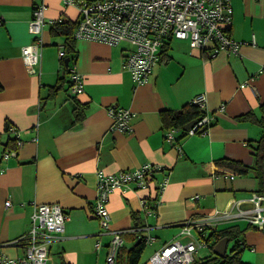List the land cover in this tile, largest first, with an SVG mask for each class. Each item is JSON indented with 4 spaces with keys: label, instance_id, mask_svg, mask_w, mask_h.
I'll use <instances>...</instances> for the list:
<instances>
[{
    "label": "crops",
    "instance_id": "obj_1",
    "mask_svg": "<svg viewBox=\"0 0 264 264\" xmlns=\"http://www.w3.org/2000/svg\"><path fill=\"white\" fill-rule=\"evenodd\" d=\"M231 1L233 18L227 32L244 42L239 53L208 56L188 40L173 38L148 82L137 84L125 66L128 42L110 45L78 38L75 59L67 66L69 55L60 58L65 37L52 34V21L77 22V4L0 0V134L4 143L16 141V133L6 131L7 125H14L23 140L16 155L0 157V253L22 256L24 248L11 242L30 231L35 205L59 203L67 220L62 237L49 245V264H106L111 234L103 231L94 214L99 170L117 173L147 163L159 167L153 178L157 187L132 184L110 195L111 228L123 231L126 248L139 236L137 224L151 226L149 232L157 238L151 246L157 244L158 250L171 240H184L183 225L192 218L252 209L250 199L259 192L253 172L238 173L220 161L252 165V145L264 135V126L241 118L248 112L259 118L264 114V0ZM42 2V55L32 74L22 50L35 41L29 24L36 4ZM73 64L84 84L76 96L69 92ZM203 93L208 129L182 137L178 128L165 127L164 110H179ZM113 106L133 111L131 132L111 130L108 109ZM149 195L156 197L150 201L155 214L143 208L142 200ZM230 225L245 229L240 234L245 242L243 263L264 264V230L240 218L221 222L218 229ZM231 245L229 241L227 252ZM215 246L207 247L214 252Z\"/></svg>",
    "mask_w": 264,
    "mask_h": 264
},
{
    "label": "built area",
    "instance_id": "obj_2",
    "mask_svg": "<svg viewBox=\"0 0 264 264\" xmlns=\"http://www.w3.org/2000/svg\"><path fill=\"white\" fill-rule=\"evenodd\" d=\"M77 4L80 18L77 21L74 37L89 40H99L110 45L128 42L131 46L125 58V66L131 72L137 84L148 82L154 67L161 58L164 45L171 39H186L191 47L210 55L220 52L239 53L243 41L233 39L227 32L232 23L233 7L231 0H66ZM45 3L36 4L34 17L29 29L35 36L34 43L24 46L22 56L30 72L34 74L41 60L42 32L45 25ZM0 18V23H1ZM56 20L52 21V23ZM64 45L61 47L60 58L66 57ZM261 71H264V64ZM72 83L69 92L73 96L84 91L83 76L75 64L70 68ZM254 77L250 78L253 79ZM249 82L244 83L245 87ZM200 107H205L207 96L199 94L191 101ZM113 118L111 130L121 132L132 131L134 113L129 108L113 106L108 109ZM209 118L203 117L189 131L208 129ZM10 130L16 133V148L4 153V158L17 154V148L23 144L20 131L10 125ZM170 139L174 132H170ZM158 166L147 163L137 169L121 170L117 173L98 172L97 198L94 214L103 231L111 234L106 246V264H117L118 256L125 247L123 231L111 228V214L108 209L110 195L118 188L136 185L138 188H155L153 178ZM164 181L161 184L163 189ZM196 200L200 197L196 196ZM252 209L241 210L239 214L217 211L216 214L197 216L183 225L184 240H171L160 249L155 250L146 264H194L200 249L208 246V236L219 224L244 219L259 229L264 228V193H255L250 199ZM144 211L155 214L157 211L146 197L142 200ZM7 206L11 201L6 202ZM32 226L28 234L13 240V244L24 248L20 257H12L0 253V264H49L50 244L62 237L65 231L67 213L59 203H39L34 207L31 216ZM148 223L137 227L139 237L144 239L146 246L156 241L149 229ZM97 249L103 244L97 242Z\"/></svg>",
    "mask_w": 264,
    "mask_h": 264
},
{
    "label": "trees",
    "instance_id": "obj_3",
    "mask_svg": "<svg viewBox=\"0 0 264 264\" xmlns=\"http://www.w3.org/2000/svg\"><path fill=\"white\" fill-rule=\"evenodd\" d=\"M77 22L71 20L58 19L53 23L51 31L54 36H64V50L67 55H69L70 61H73L75 58L76 52V38L74 37V32L76 29ZM168 44V43H167ZM166 44V45H167ZM166 45L162 51L163 55L168 51ZM168 58L167 54L165 58ZM68 66V65H67ZM58 86H55L51 89L53 93H56ZM80 105L75 109L77 120L80 119L81 111L78 110ZM205 113L202 111V108L196 104L190 102L183 106L179 110H164L162 113L163 121L165 127L167 128H178L181 132V136H186L190 129L204 116ZM244 120L257 121L259 124L264 126V114L261 118L257 117L254 112H248L247 114L241 117ZM77 122V121H76ZM75 122V123H76ZM10 129V125H7V130ZM15 140H9L7 143H4L2 140V134H0V157L15 147ZM254 148V163L252 165L245 164L243 162L224 158L220 161L223 165L234 169L238 173H247L252 171L257 182H258V191L264 192V135L261 139L255 142L253 145ZM16 148V147H15ZM150 201H154L156 197H151L150 195L146 197ZM139 223V222H138ZM250 225H253L249 223ZM139 224H137L136 229ZM255 226V225H254ZM245 229H240L238 225H230L221 229L213 230L210 233V239L213 240V243L210 247L213 249L216 243L220 242L222 239L227 238L230 242H233L231 245V250L228 252L226 257L221 258L217 256L213 250L211 254L202 259H196L194 264H244L241 258V252L243 251L245 242L240 238V234ZM264 230V228H263ZM138 239H141L139 236L135 240L134 244L130 248L123 247L117 260V264H140L141 256L146 247V242L144 239H141L139 244H136Z\"/></svg>",
    "mask_w": 264,
    "mask_h": 264
},
{
    "label": "rangeland",
    "instance_id": "obj_4",
    "mask_svg": "<svg viewBox=\"0 0 264 264\" xmlns=\"http://www.w3.org/2000/svg\"><path fill=\"white\" fill-rule=\"evenodd\" d=\"M244 225H247V222H245ZM207 240H208V246H210L213 243V240L210 239V233H209ZM230 243H233V242H230ZM244 247H245V245H244ZM157 248H158L157 244H154L153 246L147 245L146 247H144V251H143L142 256H141L140 264H146L148 259L151 257V255L154 253L155 249H157ZM211 252H212V250L210 248L203 247L202 249L199 250V253L197 255V259H202V258L206 257L207 255L211 254ZM217 264H221V263H217Z\"/></svg>",
    "mask_w": 264,
    "mask_h": 264
},
{
    "label": "water",
    "instance_id": "obj_5",
    "mask_svg": "<svg viewBox=\"0 0 264 264\" xmlns=\"http://www.w3.org/2000/svg\"><path fill=\"white\" fill-rule=\"evenodd\" d=\"M66 64L68 65L70 59L66 58L65 59ZM252 205V203H251ZM141 241V239H138V241L136 242V244H139V242ZM228 243L229 240L227 238L222 239L220 242H218L214 248V252L216 253V255L221 256V257H226L227 255V250H228Z\"/></svg>",
    "mask_w": 264,
    "mask_h": 264
}]
</instances>
